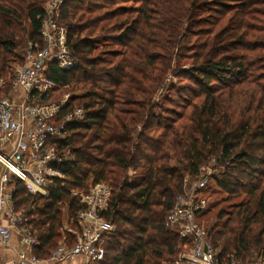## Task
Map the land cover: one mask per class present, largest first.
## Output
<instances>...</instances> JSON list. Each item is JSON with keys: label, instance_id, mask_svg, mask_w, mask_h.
<instances>
[{"label": "trees", "instance_id": "obj_1", "mask_svg": "<svg viewBox=\"0 0 264 264\" xmlns=\"http://www.w3.org/2000/svg\"><path fill=\"white\" fill-rule=\"evenodd\" d=\"M43 17L39 1L0 0V75L19 45L39 42ZM59 23L76 66L50 63L57 88L39 102L69 96L57 119L76 108L84 117L50 142L68 158L54 165L63 179L47 196L14 182L34 254L74 246L62 208L77 222L81 195L104 183L111 197L100 216L115 231L101 264H165L180 248L165 221L183 179L213 160L210 187L224 198L208 234L219 261L263 254L264 0H66Z\"/></svg>", "mask_w": 264, "mask_h": 264}, {"label": "built area", "instance_id": "obj_2", "mask_svg": "<svg viewBox=\"0 0 264 264\" xmlns=\"http://www.w3.org/2000/svg\"><path fill=\"white\" fill-rule=\"evenodd\" d=\"M44 3V17L39 42H28L21 63L12 71L7 85L0 80V250L11 247L13 234L18 237V251L8 264H101L104 260L106 236L115 231L105 221V211L111 197L108 184L90 187L81 195L84 209L77 216L78 230L68 232L75 238L73 247L60 244L47 259L34 254L38 241L26 227V217L13 205L14 182H21L31 195L47 196L48 188L63 176L54 169L66 157L59 156L50 142H58L66 135V126L83 119V110L74 109L58 120L65 101L58 104H41L39 97L57 88L49 81L46 70L55 63L60 70L69 71L76 62L67 48V29L57 24L60 9L66 0H40ZM19 90L20 94L15 95ZM212 165L217 166L215 160ZM218 167V166H217ZM218 173L213 167L195 178L185 176L182 192L175 198L165 226L176 234L180 248L168 264H222L213 247L207 229L199 219L207 210L204 193ZM131 173H129L130 175ZM166 264V263H165ZM230 264H237L231 262ZM241 264V263H238ZM244 264H264V253Z\"/></svg>", "mask_w": 264, "mask_h": 264}, {"label": "rangeland", "instance_id": "obj_3", "mask_svg": "<svg viewBox=\"0 0 264 264\" xmlns=\"http://www.w3.org/2000/svg\"><path fill=\"white\" fill-rule=\"evenodd\" d=\"M35 1H39L43 7L44 3L41 2L40 0H35ZM57 24H58V18H57ZM59 26H62L60 23L58 24ZM64 27V26H62ZM28 42L25 40V42H23L22 45H19L17 50H16V57L13 61L9 62L8 64V69L6 71V75H0V80H4L6 85H7V90H8V82L11 81V75H12V71H14V69L20 65L21 63V57H22V54L24 52V49L26 47V44ZM173 83H176L177 81L176 80H172ZM165 92L162 93V95L164 94ZM184 97H187L188 99L190 97L193 98V95L191 96L190 94L188 93H184L183 94ZM68 97L69 96H64L60 99V102L61 101H65V103H67L68 101ZM58 102V103H60ZM57 103V104H58ZM159 104H163L162 101L159 102ZM167 107H170L169 105L166 104ZM211 163V162H210ZM206 164L204 167H202L200 169V172H203V173H207L211 167L217 169V166H214L212 164ZM219 171V170H218ZM204 197H205V200H206V204H207V210L206 212L201 216V218L199 219V222L201 225H203L207 231L210 230V228L214 225V215L218 212V210L223 206V204H220L221 200L224 198V194L222 192H218L214 187H210L209 190H206V192L204 193ZM61 219H62V231L66 232V233H69L68 231L71 230L73 232H75L76 230H78L79 226H78V223L74 220H68V212L66 210V208H62V213H61ZM70 234V233H69ZM36 235V234H35ZM251 259H253V257H250L247 261H250ZM173 260V259H171ZM166 264L169 263L168 262H165Z\"/></svg>", "mask_w": 264, "mask_h": 264}, {"label": "crops", "instance_id": "obj_4", "mask_svg": "<svg viewBox=\"0 0 264 264\" xmlns=\"http://www.w3.org/2000/svg\"><path fill=\"white\" fill-rule=\"evenodd\" d=\"M20 91H15V95H19ZM18 251V237L16 234H13L11 238V247L6 250H0V264H8L13 261L16 257V252ZM76 262H68V264H75Z\"/></svg>", "mask_w": 264, "mask_h": 264}]
</instances>
